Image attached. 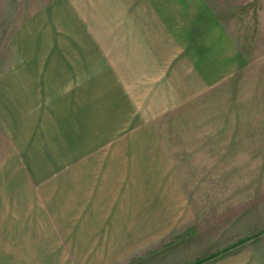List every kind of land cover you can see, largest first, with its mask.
Instances as JSON below:
<instances>
[{"label":"crops","instance_id":"0c3cea01","mask_svg":"<svg viewBox=\"0 0 264 264\" xmlns=\"http://www.w3.org/2000/svg\"><path fill=\"white\" fill-rule=\"evenodd\" d=\"M134 2V9L148 11L144 18L156 19L131 30L144 39L148 75L137 61L131 77L132 69L124 70L133 65L128 47L112 40L117 47L107 55L96 24L84 20L77 35L84 43L45 44L51 49L43 54L45 47L35 42L37 59L23 56L19 62L25 71L13 84L11 77L0 78V126L9 148L3 157L18 164L9 177L12 203L0 214V264H150L151 254L153 264H161V254L166 260L182 251L180 231L173 232L190 226L198 206L187 199L171 150L182 147V141L169 145L161 133L179 127L189 97L197 107L198 94L183 97L195 87L192 83L202 81L194 72L206 77L211 105L214 79L224 85L225 77L246 67V57L227 28H214L215 0ZM164 3H173L184 17V39L167 26V36L162 34L165 46H178L168 67L181 65L179 76L186 83L179 92L166 86V72L158 76L153 70L161 68L157 23L165 18ZM201 20L209 32L202 30ZM150 82L157 84L147 98H134V87ZM235 255L211 264H262L251 253ZM194 258L190 264L198 263Z\"/></svg>","mask_w":264,"mask_h":264},{"label":"rangeland","instance_id":"374dc122","mask_svg":"<svg viewBox=\"0 0 264 264\" xmlns=\"http://www.w3.org/2000/svg\"><path fill=\"white\" fill-rule=\"evenodd\" d=\"M232 1L215 0L216 6L211 10L218 14V25L214 28L225 27L239 40L246 67L225 77L224 85L214 79V87L209 89L214 95L211 105L206 98V77L194 72V77L202 81L192 83L195 87L183 97L198 94L197 107L189 104V97L182 104L179 127L175 128L174 124L173 131L161 133L162 140L169 141V145L182 141V147L171 150L187 199L198 206L197 212L192 213L195 218L190 226L183 224L173 232L177 235L180 231L182 251L172 253L166 260L163 258L166 254H161V264H190L196 256L198 264H211L239 253H251L264 264V0H246L244 5ZM133 4L134 0H0V78L11 77L9 83L13 84L15 75L20 76L25 71L19 62L23 56L28 54L37 59L35 42L45 47L43 54H50L51 46L45 44L84 43L77 36L84 20L96 24L100 33L97 38L103 48L108 49L107 55L117 47L110 44L112 40L118 39L117 45L128 47L133 65L124 70L132 69L131 77L137 61L147 74L149 69L143 61L145 53L140 43L144 39L132 36L131 30L156 19L144 18L149 15L148 11L134 9ZM161 8L164 9L161 17H165L157 23L161 41L162 34L167 36L163 32L167 28L178 40L179 37L184 39V25L180 24L184 22L181 21L183 14L177 12L173 3H164ZM80 10L85 11L84 16L76 17L80 16ZM93 15L95 20L88 19ZM211 20H208L210 24ZM201 23L202 30L209 32L208 25L203 20ZM160 46L161 68L153 70L160 72L158 76L168 74V88L184 90L180 86L186 83L185 78L179 76L180 63L175 68L168 67L169 57L178 52V46L168 47L163 41ZM22 49L25 51L21 52ZM140 74L144 73L139 71L137 75ZM156 84L139 83L132 90L134 98H147L145 94L153 90L150 86ZM173 95L171 90L169 96ZM221 125L226 130L222 131ZM2 128L0 126V214L4 205L12 203L14 180L9 177L18 168V164L7 162L3 157L9 148ZM191 226L197 228L190 229ZM170 247L173 250V245H169V252ZM152 258L153 254L150 264H153Z\"/></svg>","mask_w":264,"mask_h":264},{"label":"trees","instance_id":"16d2710c","mask_svg":"<svg viewBox=\"0 0 264 264\" xmlns=\"http://www.w3.org/2000/svg\"><path fill=\"white\" fill-rule=\"evenodd\" d=\"M198 264V263H197Z\"/></svg>","mask_w":264,"mask_h":264}]
</instances>
